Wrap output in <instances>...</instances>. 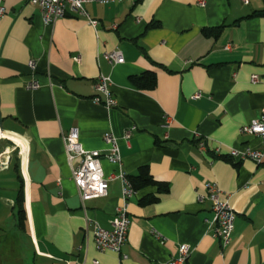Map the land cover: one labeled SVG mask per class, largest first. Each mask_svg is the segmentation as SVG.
<instances>
[{"label":"crops","instance_id":"crops-1","mask_svg":"<svg viewBox=\"0 0 264 264\" xmlns=\"http://www.w3.org/2000/svg\"><path fill=\"white\" fill-rule=\"evenodd\" d=\"M200 1L92 2L86 16L67 12L51 25L27 0L4 1L0 130L23 151L0 141V264H165L180 245L191 250L186 264H264V163L227 155L261 148L239 129L263 115L264 16L254 14L264 11V0ZM219 27L217 37L205 35ZM114 49L122 64L104 59ZM146 72L155 87L138 90L130 78ZM100 76L110 79L114 108L93 101ZM33 82L37 90L28 88ZM72 129L87 151L103 152L107 133L117 139L121 162H101L110 178L103 198L78 196L61 140ZM143 166L167 192L135 191L121 254L98 251L94 224L110 228L122 204L120 176ZM207 183L230 197L235 214L225 248L210 228L212 203L197 200Z\"/></svg>","mask_w":264,"mask_h":264},{"label":"built area","instance_id":"built-area-1","mask_svg":"<svg viewBox=\"0 0 264 264\" xmlns=\"http://www.w3.org/2000/svg\"><path fill=\"white\" fill-rule=\"evenodd\" d=\"M5 0H0V20L5 16L6 9L4 6ZM133 0H27V3L38 8L40 17L45 25H51L58 19L63 18L67 12H71L80 16H86L84 5L86 3H115L126 2ZM200 6H204V0L199 2ZM92 27H96L97 22L88 19ZM227 48V47H226ZM104 59L111 64H122L124 58L119 50L114 49L104 53ZM80 58L75 57L74 61L79 62ZM28 67L33 70L34 62L30 61ZM251 83H257L258 77L251 76ZM110 79L106 77H98L93 85V90L96 96L93 101L96 104L104 106L106 109H111L117 106V101L112 97L110 92ZM31 90H37L39 84L37 82L30 83L28 86ZM199 94L195 95L198 97ZM172 119L167 117L164 121V127L167 128ZM135 128L125 131L123 138L128 140L131 131ZM239 134L257 137L261 142V148L252 149L245 147L243 149H230L228 157L235 161L248 160L256 165L264 163V108L263 115L259 120H252L239 129ZM198 136V135H195ZM10 141L16 147V152L21 155L23 151L22 144L13 141L9 135L0 130V141ZM61 140L64 145L67 162L71 169V178L77 189L78 196L81 201H88L91 199L103 198L107 195L109 177H106L102 169L101 162L105 160L111 164L118 165L121 162L119 147L117 139L112 133H107L103 141L107 146L101 151H87L84 150L79 143V135L75 129L70 130L67 134L61 135ZM200 148L204 145L200 142ZM6 150V149H5ZM0 153L2 157L6 151ZM218 151V150H217ZM219 152V151H218ZM4 166V162L0 161V167ZM122 181V204L117 208L115 217L110 222V228L104 229L98 224L93 227V242L96 249L100 252L111 251L116 254H121L126 241L129 229V218L127 216V202L133 196L134 190L127 178L120 176ZM203 198L208 199L212 203L213 220L210 228L213 235L218 239L221 248H225L231 241L234 230L235 214L229 203V196H225L215 183H207L205 185L204 196H199L197 200L200 202ZM190 247L187 245H180L178 253L175 257L170 258L165 264H186L190 255ZM126 255H122V260H125ZM92 264H100L98 261H93Z\"/></svg>","mask_w":264,"mask_h":264},{"label":"trees","instance_id":"trees-1","mask_svg":"<svg viewBox=\"0 0 264 264\" xmlns=\"http://www.w3.org/2000/svg\"><path fill=\"white\" fill-rule=\"evenodd\" d=\"M254 15L264 16V11L260 13H255ZM221 30H222V27L216 28L213 31H205V35L206 36L212 35L213 37H217L219 33L221 32ZM130 82L138 90L147 91V90H152L155 87L156 78L152 72H146V73L141 74L140 76L131 77ZM127 179L130 182L134 191L140 190L146 186H156L158 191L163 192V193L167 192L168 190L167 184L159 183L152 179V177L149 174L147 166L140 167L136 176L127 177ZM153 200L154 198H151L147 201H153ZM17 207H18L19 213L22 214L23 208H22V190L21 189L18 193Z\"/></svg>","mask_w":264,"mask_h":264},{"label":"bare ground","instance_id":"bare-ground-1","mask_svg":"<svg viewBox=\"0 0 264 264\" xmlns=\"http://www.w3.org/2000/svg\"><path fill=\"white\" fill-rule=\"evenodd\" d=\"M14 141V140H13ZM16 142V141H15ZM17 143V142H16ZM18 144H20V143H18Z\"/></svg>","mask_w":264,"mask_h":264}]
</instances>
